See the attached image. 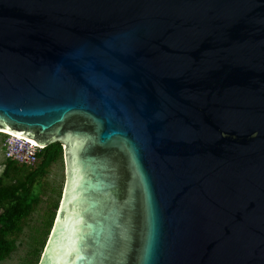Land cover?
Listing matches in <instances>:
<instances>
[{
	"label": "water",
	"instance_id": "1",
	"mask_svg": "<svg viewBox=\"0 0 264 264\" xmlns=\"http://www.w3.org/2000/svg\"><path fill=\"white\" fill-rule=\"evenodd\" d=\"M60 142L37 264H264V0H0V132Z\"/></svg>",
	"mask_w": 264,
	"mask_h": 264
},
{
	"label": "trees",
	"instance_id": "2",
	"mask_svg": "<svg viewBox=\"0 0 264 264\" xmlns=\"http://www.w3.org/2000/svg\"><path fill=\"white\" fill-rule=\"evenodd\" d=\"M0 133L2 134V132ZM62 152V145L58 141L42 147L34 168L24 169L23 164L18 165L13 160H6L3 173L0 175V260L15 247L13 235L21 230L24 218L38 201V195L35 192L36 182L45 168L52 161L58 159ZM20 167L24 170L22 173H20ZM18 171L19 173H17ZM12 173H15V176ZM6 177H9L10 180L7 181ZM58 206L55 202L51 209L46 223L47 231L51 229L56 214L55 209Z\"/></svg>",
	"mask_w": 264,
	"mask_h": 264
},
{
	"label": "rangeland",
	"instance_id": "3",
	"mask_svg": "<svg viewBox=\"0 0 264 264\" xmlns=\"http://www.w3.org/2000/svg\"><path fill=\"white\" fill-rule=\"evenodd\" d=\"M2 137L0 133V175L7 162L1 152ZM34 166L23 165V168H34ZM20 168V173H22L24 170ZM12 175L15 176V173ZM5 179L10 180L9 177ZM65 179V160L62 152L58 159L45 168L36 182L35 192L38 195V201L24 218L21 230L13 235L15 247L0 260V264H37L50 231V229L47 231L46 223L54 203L57 202V206L60 203ZM57 209L56 207L55 211Z\"/></svg>",
	"mask_w": 264,
	"mask_h": 264
},
{
	"label": "built area",
	"instance_id": "4",
	"mask_svg": "<svg viewBox=\"0 0 264 264\" xmlns=\"http://www.w3.org/2000/svg\"><path fill=\"white\" fill-rule=\"evenodd\" d=\"M1 152L5 159L18 164L34 166L38 162V154L42 146L28 137L15 133L2 132Z\"/></svg>",
	"mask_w": 264,
	"mask_h": 264
},
{
	"label": "bare ground",
	"instance_id": "5",
	"mask_svg": "<svg viewBox=\"0 0 264 264\" xmlns=\"http://www.w3.org/2000/svg\"><path fill=\"white\" fill-rule=\"evenodd\" d=\"M1 131H3V132H7V133H10V131H7V130H1ZM12 133V132H11ZM30 139V138H29ZM30 140H32V139H30ZM33 141V140H32Z\"/></svg>",
	"mask_w": 264,
	"mask_h": 264
}]
</instances>
